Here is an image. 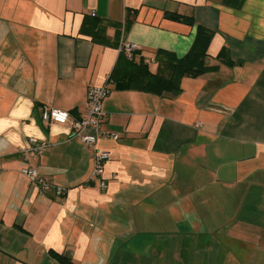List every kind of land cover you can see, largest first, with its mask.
I'll return each mask as SVG.
<instances>
[{"label": "crops", "instance_id": "obj_1", "mask_svg": "<svg viewBox=\"0 0 264 264\" xmlns=\"http://www.w3.org/2000/svg\"><path fill=\"white\" fill-rule=\"evenodd\" d=\"M84 15L110 23L109 44L79 34ZM196 25L213 32L217 69L180 78L175 97L108 83L101 128L116 140L86 147L41 121L42 106L79 119L127 45L152 70L158 50L182 57ZM29 137L48 145L24 159ZM49 250L74 264H264V0H0V264H59Z\"/></svg>", "mask_w": 264, "mask_h": 264}, {"label": "trees", "instance_id": "obj_2", "mask_svg": "<svg viewBox=\"0 0 264 264\" xmlns=\"http://www.w3.org/2000/svg\"><path fill=\"white\" fill-rule=\"evenodd\" d=\"M165 16L171 20L193 25L189 16L166 12ZM128 23L126 19L125 24ZM109 22L93 15H84L79 28V34L88 36L93 42L109 44L105 28ZM213 32L201 25L195 26L194 40L189 50L182 57H175L168 51H156L153 62L155 69L137 51L118 52L115 64L105 83H111L115 90H139L160 96L175 97L180 91L179 79L182 77H198L206 72L217 69L216 65H206L207 48ZM221 62H227L226 53L219 52L216 56ZM49 255L59 264H74L69 256L49 250Z\"/></svg>", "mask_w": 264, "mask_h": 264}, {"label": "built area", "instance_id": "obj_3", "mask_svg": "<svg viewBox=\"0 0 264 264\" xmlns=\"http://www.w3.org/2000/svg\"><path fill=\"white\" fill-rule=\"evenodd\" d=\"M127 52L133 50V47L126 46ZM109 93V87L106 83L99 86H92L87 89L85 98L84 114L79 119H74L70 116L68 111L53 108L51 106H42L40 110V119L45 124L51 123H69L72 129L71 136L76 137L86 147H92L96 141L102 139L116 140L118 134L115 132L106 131L101 128V120L103 116L101 102L103 98ZM27 145L19 149L24 159L28 154H39L48 145L47 142L37 141L33 137L27 138ZM111 159V154L105 150H98L95 152L93 158L92 178L94 185L99 189L106 187V182L103 177V172L106 164ZM23 173L31 182L38 185L39 190L47 191L51 185L44 182L40 177L36 168L31 167L24 163L21 167ZM63 189L60 187L55 188L56 194H61Z\"/></svg>", "mask_w": 264, "mask_h": 264}]
</instances>
